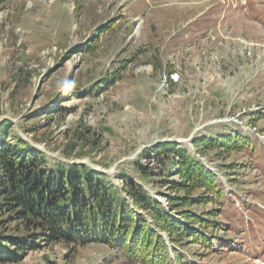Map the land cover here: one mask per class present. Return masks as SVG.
Wrapping results in <instances>:
<instances>
[{"label": "rangeland", "instance_id": "374dc122", "mask_svg": "<svg viewBox=\"0 0 264 264\" xmlns=\"http://www.w3.org/2000/svg\"><path fill=\"white\" fill-rule=\"evenodd\" d=\"M4 119L51 163L142 183L184 228L0 264H264V0H0Z\"/></svg>", "mask_w": 264, "mask_h": 264}, {"label": "trees", "instance_id": "16d2710c", "mask_svg": "<svg viewBox=\"0 0 264 264\" xmlns=\"http://www.w3.org/2000/svg\"><path fill=\"white\" fill-rule=\"evenodd\" d=\"M118 78L111 76L105 83L113 84ZM166 147L163 143L158 154ZM136 166L142 173L141 164ZM196 168L189 157H183L178 173L186 178L182 185L191 184ZM117 179L121 181L115 183L85 163H51L4 119L0 124V263L20 261L28 252L52 243L146 245L157 221L168 220V231L183 230L184 225L167 219L142 183L128 175ZM191 198L185 195L181 202Z\"/></svg>", "mask_w": 264, "mask_h": 264}, {"label": "bare ground", "instance_id": "6f19581e", "mask_svg": "<svg viewBox=\"0 0 264 264\" xmlns=\"http://www.w3.org/2000/svg\"><path fill=\"white\" fill-rule=\"evenodd\" d=\"M172 75V74H171ZM174 75V74H173ZM167 80V79H166ZM168 81V80H167Z\"/></svg>", "mask_w": 264, "mask_h": 264}]
</instances>
